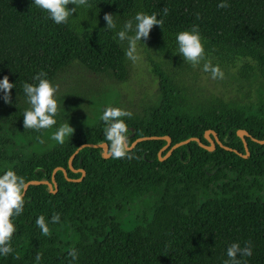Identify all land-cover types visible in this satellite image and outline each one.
<instances>
[{
	"label": "trees",
	"instance_id": "trees-1",
	"mask_svg": "<svg viewBox=\"0 0 264 264\" xmlns=\"http://www.w3.org/2000/svg\"><path fill=\"white\" fill-rule=\"evenodd\" d=\"M88 3L91 9L73 13L75 21L57 25L32 0H0V78L15 83L12 103L0 99V173L12 168L26 182H51L56 167L66 172L55 171V193L46 184L28 186L24 210L14 219L13 252L0 256V264H223L227 247L246 241L252 255L242 264H264V144L245 136L249 154L243 157L218 144L209 151L189 141L164 160L158 152L165 139L138 142L131 159L105 158L102 148L84 147L70 168L79 145L110 148L99 116L106 106L119 107V95L110 88L95 92L93 84L67 87L56 94V125L27 129L22 116L28 107L23 84L40 72L53 83L73 66L110 83L127 80V45L105 30L104 15H115L122 25L138 11L160 19L167 9L164 25L142 38L156 55L155 89L146 101L121 107L132 113L123 118L129 145L153 135L169 136L171 144L198 137L208 145L204 133L211 129L224 145L245 154L239 129L264 139V0H227L226 8L217 7L220 0ZM193 25L207 59L230 80L229 90L200 83L202 67L176 54V33ZM67 121L74 132L58 144L52 134ZM56 213L60 220L53 224ZM39 215L49 221L47 236L35 224Z\"/></svg>",
	"mask_w": 264,
	"mask_h": 264
},
{
	"label": "clouds",
	"instance_id": "clouds-1",
	"mask_svg": "<svg viewBox=\"0 0 264 264\" xmlns=\"http://www.w3.org/2000/svg\"><path fill=\"white\" fill-rule=\"evenodd\" d=\"M32 3L47 13V16L55 24H67L75 21L73 13H78V9H91L88 0H32ZM73 5L69 8L68 5ZM218 8L228 7L227 0H220ZM167 15V9H164L163 15L157 19L158 14H151L143 11L136 12L130 19H126L122 25H118L115 15L105 14V30L114 32L115 38L121 44H126L125 55L132 61H136L137 43L142 42V38L147 39L150 30L154 25L163 26V16ZM95 24H92L95 27ZM176 54H179L183 61L189 63L193 68L201 66L202 70L210 73L212 79H223L224 72L218 64H213L207 59L205 51V41L201 36L199 29L193 25L187 30L178 31L175 35ZM203 61L202 65L201 62ZM15 88V83L10 82L8 76L0 78V93H3L0 99L6 104L12 103L10 90ZM58 86L54 84L45 72H40L33 77V82L23 84V93L28 107L23 112V127L33 130L48 129L57 124L58 113ZM132 113L114 106H106L100 113L99 119L104 124V138L110 144V155L113 158L131 159L128 125L124 117H131ZM74 132L67 122L60 124L54 133L52 139L58 144H63L66 137L72 136ZM27 182L25 178L18 175L12 168H7L0 173V256H7L13 252L11 240L16 231L14 224L15 217L19 216L24 210L25 190ZM60 220V214H53L50 222L55 224ZM36 226L41 234H49V221H46L44 215H39L35 219ZM73 260L77 258V250L73 248L69 253ZM252 255V245L246 241L244 246L239 242L231 243L226 249L227 259L223 264H242L243 258ZM40 253L36 254L35 260L39 262Z\"/></svg>",
	"mask_w": 264,
	"mask_h": 264
},
{
	"label": "rangeland",
	"instance_id": "rangeland-1",
	"mask_svg": "<svg viewBox=\"0 0 264 264\" xmlns=\"http://www.w3.org/2000/svg\"><path fill=\"white\" fill-rule=\"evenodd\" d=\"M136 55L138 56L136 61H132L128 58L129 75L127 80L123 82L110 83L105 80L102 75L89 72L85 67V69L81 67V65L80 67L84 70L73 66L72 69L62 73L61 76L55 80L54 84L58 86L57 94L62 92V90H67V87H74V89H77L93 84L92 88L95 89V92H98L100 89L105 88L108 90V88H110L118 94L119 107H127L132 101L142 103L146 101L147 95L155 89L156 83L151 68L153 63L157 60L151 47L142 42L137 43ZM84 72H88L89 74ZM197 75L199 82L206 87L219 90H229L231 88L229 85L230 80L227 76H224L223 79H212L210 74L204 72L202 69L199 70Z\"/></svg>",
	"mask_w": 264,
	"mask_h": 264
},
{
	"label": "water",
	"instance_id": "water-1",
	"mask_svg": "<svg viewBox=\"0 0 264 264\" xmlns=\"http://www.w3.org/2000/svg\"><path fill=\"white\" fill-rule=\"evenodd\" d=\"M212 135V137L210 136ZM237 135L242 139L243 141V144H244V148H245V154H242L240 152H238L236 149H233L229 146H226L224 145L218 138L216 132L214 130H206L205 133H204V136L206 138V140L208 141V145L206 144H203L200 140V138L198 137H190L188 139H185V140H182V141H179L177 143H174V144H171V138L169 136H142V137H138L136 138L130 146V149H132L138 142L140 141H143V140H149V139H165L166 140V144L161 148V150L158 152V155L160 156V160H164L166 159L171 153L172 151L177 148L178 146L182 145V144H186L188 143L189 141H196L198 142V144L200 146H202L203 148L209 150V151H212L215 149V146L216 144H218L219 146L223 147L224 149H227V150H230V151H234V152H237L239 153L241 156L243 157H247L249 152H248V147H247V142H246V139H245V136L247 137H250L253 141L257 142V143H260V144H264V139H257V138H254L252 137L246 130L244 129H239L237 131ZM84 147H100L103 149V156L105 158H108L110 156V148L109 146L106 144V143H83L81 145H79L75 150L74 152L72 153V155L70 156L69 158V167L72 168L71 166V162H72V159L74 158V156L79 152V150H81L82 148ZM165 149H168L167 152L165 153L164 156H161V152ZM58 169H63L61 167H56L54 170H53V173H52V181H47V180H30V181H27V188L29 185H33V184H46L49 189H50V192L51 193H55L56 190H57V184L55 182V178H54V173L56 170ZM64 171V174H66L65 170L63 169ZM82 172V176L84 175V171L81 170ZM82 176L78 179H75L74 181H78L82 178ZM71 180V179H69ZM26 188V190H27ZM25 190V192H26Z\"/></svg>",
	"mask_w": 264,
	"mask_h": 264
}]
</instances>
